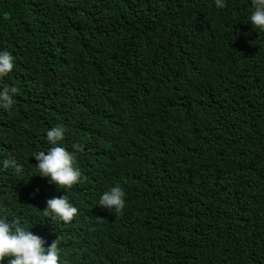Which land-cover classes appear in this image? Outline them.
Here are the masks:
<instances>
[{"label":"trees","instance_id":"trees-1","mask_svg":"<svg viewBox=\"0 0 264 264\" xmlns=\"http://www.w3.org/2000/svg\"><path fill=\"white\" fill-rule=\"evenodd\" d=\"M251 0H0V217L59 239L64 264H264V31ZM83 177L58 188L46 131ZM119 184L122 212L101 209ZM66 194L70 222L45 217Z\"/></svg>","mask_w":264,"mask_h":264},{"label":"clouds","instance_id":"clouds-1","mask_svg":"<svg viewBox=\"0 0 264 264\" xmlns=\"http://www.w3.org/2000/svg\"><path fill=\"white\" fill-rule=\"evenodd\" d=\"M217 9L226 7V0H214ZM252 11L250 23L256 29L264 31V0H251ZM15 59L11 52L0 50V80L7 77L14 69ZM18 88L12 85L0 86V109L11 112L15 103ZM66 128L58 124L46 131V140L50 147L46 151L32 153L37 161L39 176L48 178L58 188H70L79 183L83 177L74 152L67 150L62 142ZM3 169H14L22 172L21 165L15 158H6L0 163ZM126 193L119 184L103 192L99 206L108 212L120 213L125 208ZM78 209L66 194L46 201L45 217L59 218L67 223L77 215ZM43 237L34 234L18 220L10 221L0 217V264H64L61 258L60 241L54 240L45 247Z\"/></svg>","mask_w":264,"mask_h":264}]
</instances>
